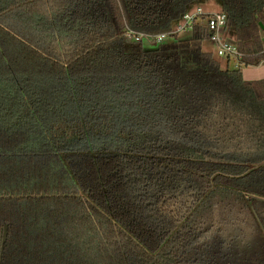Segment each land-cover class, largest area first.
<instances>
[{"label": "trees", "instance_id": "trees-1", "mask_svg": "<svg viewBox=\"0 0 264 264\" xmlns=\"http://www.w3.org/2000/svg\"><path fill=\"white\" fill-rule=\"evenodd\" d=\"M206 1L0 0L2 264H264V0L225 68Z\"/></svg>", "mask_w": 264, "mask_h": 264}, {"label": "built area", "instance_id": "built-area-1", "mask_svg": "<svg viewBox=\"0 0 264 264\" xmlns=\"http://www.w3.org/2000/svg\"><path fill=\"white\" fill-rule=\"evenodd\" d=\"M204 11L201 7H197L195 10L187 12L183 16V23L178 27L177 31H183L188 28H192L193 23L195 22L196 18L199 16L204 15ZM208 31L210 33V39L218 47V54L224 56L226 58L232 57L235 59H240L244 56L238 47L227 40L225 35V27L227 25V14L225 12H215L208 14ZM174 31L172 33H176ZM171 33H162L158 35H146V34H134L130 33L128 35L130 40L140 41L145 37L151 38L156 42H162L166 37H168Z\"/></svg>", "mask_w": 264, "mask_h": 264}, {"label": "rangeland", "instance_id": "rangeland-1", "mask_svg": "<svg viewBox=\"0 0 264 264\" xmlns=\"http://www.w3.org/2000/svg\"><path fill=\"white\" fill-rule=\"evenodd\" d=\"M200 7L203 9L205 14H210V13H215V12H220L222 11V6L221 3L218 0H207L206 2L200 4ZM193 34V28H188L186 30H183L180 32L179 37L180 38H189ZM143 44L146 47H153L156 45V43L149 41L145 39L143 41ZM204 48L207 51H211L214 55V57L221 63V65L225 68L227 67V58L224 56H221L218 54V47L217 44H215L213 41L210 39L204 40L203 44ZM231 69L238 68L239 64L237 61L234 59L230 60V63L228 65Z\"/></svg>", "mask_w": 264, "mask_h": 264}, {"label": "crops", "instance_id": "crops-1", "mask_svg": "<svg viewBox=\"0 0 264 264\" xmlns=\"http://www.w3.org/2000/svg\"><path fill=\"white\" fill-rule=\"evenodd\" d=\"M261 51L264 52V28L261 32ZM242 74L245 80H261L264 79V60L257 66H245L242 69Z\"/></svg>", "mask_w": 264, "mask_h": 264}, {"label": "water", "instance_id": "water-1", "mask_svg": "<svg viewBox=\"0 0 264 264\" xmlns=\"http://www.w3.org/2000/svg\"><path fill=\"white\" fill-rule=\"evenodd\" d=\"M261 26H262V28H264V25L262 23H261ZM8 237H9V225L5 224L4 228H3V233H2L0 264H2L5 244H6L7 240H8Z\"/></svg>", "mask_w": 264, "mask_h": 264}]
</instances>
